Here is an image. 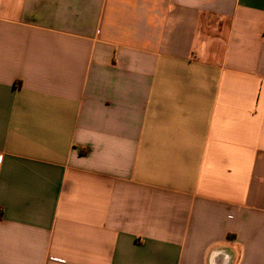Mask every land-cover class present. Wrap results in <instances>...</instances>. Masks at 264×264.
Instances as JSON below:
<instances>
[{
	"label": "crops",
	"instance_id": "obj_1",
	"mask_svg": "<svg viewBox=\"0 0 264 264\" xmlns=\"http://www.w3.org/2000/svg\"><path fill=\"white\" fill-rule=\"evenodd\" d=\"M0 264H264V0H0Z\"/></svg>",
	"mask_w": 264,
	"mask_h": 264
}]
</instances>
